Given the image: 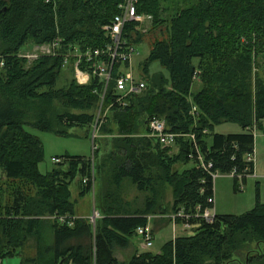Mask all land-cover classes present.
<instances>
[{"label":"trees","instance_id":"1","mask_svg":"<svg viewBox=\"0 0 264 264\" xmlns=\"http://www.w3.org/2000/svg\"><path fill=\"white\" fill-rule=\"evenodd\" d=\"M121 2L0 0V168L6 176L0 183V261L22 256L31 240L37 255L21 264H225L254 243L264 245V205L258 197L256 208L243 216L218 215L212 225L192 219L190 225L200 224V231L169 242L160 255L137 254L124 263L115 256L116 250L129 248L139 228L148 227L149 217L162 211L164 185L173 189L174 215L214 208L209 204L214 181L207 173L195 166L175 171L178 164L196 165L189 159L192 141L163 148L147 137L154 118L164 119L172 133L195 134L221 175L237 171L246 183L255 174L247 157L255 152L254 131H264V82L254 73L264 56V0H137L138 14L151 16L153 29L165 27L167 33L153 43L142 70L147 77L150 65L159 62L170 77H149L143 94L128 98L125 108L110 109L102 134L117 137L110 153L102 155L97 148L94 171L92 158L67 156L57 169L40 173L44 148L28 129L64 137L93 129L104 84L92 77L80 86L74 60L67 66L72 69L69 85L58 88V81L68 69L64 54L70 49L84 52L109 44L104 27L119 14ZM137 26L128 24L124 32L136 46L143 43ZM56 40L62 43L61 57H43L30 67L18 58L29 43ZM81 69L87 71L86 65ZM196 77L202 88L192 95ZM106 98L107 110L114 86ZM194 107L197 117L191 115ZM224 124L239 125L243 132L217 134ZM93 172L100 215L95 227L90 219L77 218L71 190L81 178L80 195L92 194V182L84 181ZM126 181L146 195L142 204L124 198ZM234 181L238 191L240 180ZM250 264H264V253Z\"/></svg>","mask_w":264,"mask_h":264},{"label":"rangeland","instance_id":"2","mask_svg":"<svg viewBox=\"0 0 264 264\" xmlns=\"http://www.w3.org/2000/svg\"><path fill=\"white\" fill-rule=\"evenodd\" d=\"M143 22L138 23L137 30L143 35L142 44L137 46L138 55L133 60V66L135 69V75L139 79L147 80L149 77L156 75H164L169 78V72L165 69L159 62H154L150 65L149 76L146 77L144 74L143 66L150 59V55L153 48V43L156 41H162L167 37L165 27H161L159 30L153 29V18L148 15H142ZM135 24V23H134ZM1 48V46H0ZM37 45L34 43L27 44L18 54V58L25 60L27 62V67L33 65L37 60H29L28 57L35 54ZM69 67V66H68ZM67 67V68H68ZM126 71V70H125ZM254 73L261 77L264 82V56H261L256 66L254 67ZM72 79V69L68 68L63 71V74L58 81V88H66L69 85V81ZM202 88V83L200 81H195L192 88V95L197 94ZM110 116V111L104 110V117L106 122ZM106 124V123H105ZM103 127V126H102ZM100 128V145L99 140L94 143L93 140V129L90 132L82 129H76L73 131L74 136L64 137L58 136L52 133H44L37 131L35 129H28V131L39 139L44 148L45 158L44 161L39 165V171L41 174L46 175L52 172L58 165H56L54 159H63L64 157H75V158H93L95 157L94 146L101 149L102 155L110 153L112 150L111 143L112 139L117 137L108 136L102 134L103 128ZM217 134H239L243 130L239 125L235 124H224L215 129ZM255 132V174L247 178V182L243 183L241 180L238 183V191L235 190L234 178L229 175H222L215 180V209L216 214L219 216H243L251 211H253L258 202V197H260V203L264 205V131H254ZM211 139L208 140L210 142ZM96 152V151H95ZM177 150H174L172 154L175 155ZM96 161V159H95ZM194 167L193 163L188 165L178 164L175 167V171L183 173ZM6 181V176L3 170L0 168V183ZM81 178H78L76 182L72 185L71 190L73 193L72 201L76 203V215L77 218L88 219L94 215L95 210V197L93 194L82 197L80 195L79 182ZM125 188L124 198L126 200L134 201L138 199L139 203H143L146 195L141 194L137 189L132 186L127 181L123 184ZM97 191V189H96ZM102 192V191H101ZM160 200L162 211H158L157 215H153L148 218L152 220L149 223V227L153 230V246L147 247L144 240L137 236L131 241L132 251L138 249L140 252L151 253L153 255H160L163 248L173 240L175 236L174 225H178L176 237L189 236L192 237L196 235L200 229L201 225L197 224L191 226L190 228L185 227L184 224H178V221H174L173 217V189L164 185L160 189ZM166 209V211H163ZM212 210V209H211ZM203 220V219H202ZM169 223V224H168ZM156 224H161L162 228L157 227ZM168 224V225H167ZM166 225V226H165ZM164 226V227H163ZM148 228V227H147ZM227 229H222L223 233H226ZM152 232V231H151ZM140 238V239H139ZM130 250V251H131ZM251 251V252H250ZM246 254L242 252L238 255L233 256L231 262H225V264H250L254 257H259L260 253H264V245L254 243L246 250ZM22 256H15L13 258L5 259L0 261V264H21L22 260L35 258L37 255L36 243L31 240L27 243L25 248L20 251ZM127 256L129 255L126 252ZM248 254V255H247ZM25 264V263H24Z\"/></svg>","mask_w":264,"mask_h":264},{"label":"built area","instance_id":"3","mask_svg":"<svg viewBox=\"0 0 264 264\" xmlns=\"http://www.w3.org/2000/svg\"><path fill=\"white\" fill-rule=\"evenodd\" d=\"M137 4V0H124L119 7V14L110 25L104 27L107 39L109 40L107 46L104 48L89 49L84 52L78 49H70L68 53L64 54V67L69 66V64L71 65V61L74 60V75L80 86L89 85L92 77L98 78L100 82L104 84V90L100 95V106L93 126L94 143L100 139V128L106 123L107 117H104V110H106L104 105L106 103L109 88L114 86L115 98L112 106L107 109V113H109L110 109L113 107H127L128 98L139 96L147 89L145 80L139 79L135 75L133 60L138 55L137 46L130 43L124 34L128 24L143 22V16L139 15L137 12ZM61 51L62 43L60 40H56L50 45H37V49L34 52L35 54L28 57V59L35 61L43 57H61ZM82 65H86L87 71L81 69ZM197 79L198 77L195 78L196 81H198ZM191 115L197 117V108H193ZM208 134V131H204V135ZM147 137L158 142L163 148H175L177 147L178 141L181 139L192 141L193 152L189 155V159L196 164L194 166L198 170L207 173L214 182L221 176L220 171L213 170V162L206 160V156L202 153L195 134L185 135L172 133L169 131L164 119L154 118L149 124V134ZM96 150L97 147L94 146V153ZM92 161L94 171V156ZM53 162L59 165L63 163V160L58 158L54 159ZM247 162L255 164V152L247 157ZM230 176L242 180L244 175H239L237 171H234ZM90 181L93 185L92 194L95 197L94 172L93 178L85 180L84 183L88 184ZM209 204L215 205L214 197L209 200ZM99 218L100 215L95 208L94 215L90 220L94 227ZM173 219L175 222L178 220L184 221L183 224L185 227L190 228L192 225H190L189 221L192 219H203L207 224L212 225L215 223L217 215L214 209L202 211L201 208H198L196 215L190 216L181 212L176 214ZM137 235L144 240L147 247L153 246V233L148 228H139L137 230Z\"/></svg>","mask_w":264,"mask_h":264},{"label":"crops","instance_id":"4","mask_svg":"<svg viewBox=\"0 0 264 264\" xmlns=\"http://www.w3.org/2000/svg\"><path fill=\"white\" fill-rule=\"evenodd\" d=\"M240 134V133H239ZM222 135H226V134H222ZM228 135V134H227ZM209 144H211V143H209ZM58 167V166H57ZM57 167L55 168V169H57ZM214 194H215V182H214ZM214 199H215V195H214ZM215 206V205H214ZM214 211H215V209H214ZM216 213V212H215ZM216 215H218V214H216ZM91 215H89L88 217H86V219H88L89 217H90ZM150 221H152V220H149V223H150ZM157 225H161V224H156V226ZM175 227H174V232H175V230H176V232L174 233L175 234V236H174V238H173V240L172 241H175L177 238H181V237H176V234H177V227H178V225L176 226V225H174ZM148 229L150 230V231H152V233H153V230L149 227V225H148ZM154 234H156V233H154ZM154 234H153V236H154ZM184 237H190V235L189 236H184ZM138 238V237H137ZM140 239V238H139ZM171 241V242H172ZM146 244V243H145ZM132 247V245L130 244V246H129V248H127V249H125V250H116L115 251V256H116V258L120 261V262H122V263H124V262H127V261H129V260H131L135 255H137V254H139V255H141V254H145V252H140L138 249H136V250H131L130 248ZM131 250V251H130ZM126 252H128L129 253V255L127 256V254H126Z\"/></svg>","mask_w":264,"mask_h":264},{"label":"bare ground","instance_id":"5","mask_svg":"<svg viewBox=\"0 0 264 264\" xmlns=\"http://www.w3.org/2000/svg\"><path fill=\"white\" fill-rule=\"evenodd\" d=\"M124 2V0H122V2L120 3V5L122 4ZM120 5H119V7H120ZM118 7V8H119ZM12 31V30H11ZM127 31V30H126ZM9 37H10V35H9ZM96 39V38H95ZM137 40H138V38H137ZM142 42V41H141ZM96 44V43H95ZM59 59V58H58ZM174 90V89H173ZM184 95V94H183ZM129 102V101H128ZM203 136V135H202ZM201 145V144H200ZM182 151V150H181ZM90 180V179H89ZM60 221V220H59ZM17 242V241H16Z\"/></svg>","mask_w":264,"mask_h":264}]
</instances>
